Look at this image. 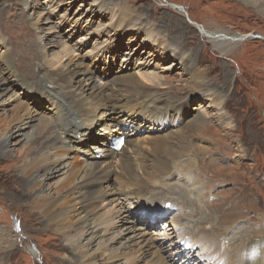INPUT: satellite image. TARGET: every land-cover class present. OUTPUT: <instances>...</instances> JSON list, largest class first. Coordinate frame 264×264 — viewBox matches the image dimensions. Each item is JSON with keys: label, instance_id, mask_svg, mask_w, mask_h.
Masks as SVG:
<instances>
[{"label": "rangeland", "instance_id": "rangeland-1", "mask_svg": "<svg viewBox=\"0 0 264 264\" xmlns=\"http://www.w3.org/2000/svg\"><path fill=\"white\" fill-rule=\"evenodd\" d=\"M168 2L183 5L188 13L171 8ZM202 29L235 38H227L233 42L220 40L222 36L208 39ZM244 35L252 36L234 40ZM0 43L7 45V50L11 44L17 53L31 45L25 56L38 44L34 51L40 53V59L28 76L31 79L40 78L36 75L41 73L40 66L56 70L68 62L74 68L80 65L96 71L98 77L83 79L86 85H111L124 73L135 76L148 89L150 102H176L187 119L204 115L206 126L186 133L187 154L191 157V151L203 150L201 154L207 157L210 151L220 150L221 154L212 155L218 159L216 166L202 156L198 163L201 171L214 176L212 183L226 182L211 189L190 174L188 182L195 178L198 182L204 214L189 206L182 221L177 208L167 210L169 204L159 201L168 187L156 185L151 187L154 193H142L133 201L119 194L110 198L109 193L121 189L122 178L115 173L112 178L104 175L105 200L91 211L84 227L62 234L36 213L31 204L34 192L32 198L24 195L22 181L16 182L21 176L13 175L14 170L22 165L16 155H27L32 148L58 160L59 174L44 187L45 194L53 195L84 159L99 157L94 149L102 141L113 148L116 138L133 137L147 146L155 122L139 107H116L100 112L88 124L83 131L85 140L94 139L88 144L64 135L62 139L50 120H56V109L48 107V99L35 97L29 90L32 87L25 90L22 80L18 86L14 73L3 74L15 67L23 77L29 64L23 62L24 55L15 58L20 64L14 66L8 52H2L0 139L16 130L23 123L21 118L33 120L25 130L28 135L7 140L8 153L0 149V264H237L234 254L248 247L251 257L247 262L259 264L262 256L257 244L264 238V0H0ZM65 49H70L67 56ZM4 64L8 69H2ZM184 71L191 73L190 79ZM224 114L225 120L221 118ZM118 124L123 131L118 130ZM39 133L31 145L29 140ZM193 163L192 169H198L196 160ZM114 171H121L117 163ZM185 180L178 175L169 184L177 191L189 192L190 186L181 188ZM244 208L253 213H241ZM245 216L247 220L233 224ZM120 217L127 222L121 224ZM84 219L81 215L79 220ZM117 221V227L106 230L107 223ZM16 224L28 237L24 243L16 238ZM222 227L225 234L221 230L216 233ZM218 234L227 235L219 241L215 240Z\"/></svg>", "mask_w": 264, "mask_h": 264}, {"label": "bare ground", "instance_id": "bare-ground-1", "mask_svg": "<svg viewBox=\"0 0 264 264\" xmlns=\"http://www.w3.org/2000/svg\"><path fill=\"white\" fill-rule=\"evenodd\" d=\"M249 1L251 2V0ZM168 4L175 10L184 11L186 14L188 13L186 7L183 5L172 2H168ZM188 19L190 20L191 17H188ZM191 23L196 24L197 26L200 25L193 21H191ZM144 28L145 26L143 29ZM202 31L208 39H216L215 37L222 36L220 40L231 42L232 40L228 39L235 38L234 36L226 34L213 35L210 31H204L203 29ZM245 39L247 38L240 36L236 37L234 40ZM32 46L33 51L25 56V51L29 49L31 45L28 44L25 51L17 53L16 50H14V46L11 44V49L7 50V45L0 43V54L2 52H8L14 66H19L20 63L16 64L14 60L15 58H21L22 55H24L23 62L29 63L26 65L25 75L23 77H20V69H15L14 67L13 70L15 71L11 72L5 64L2 69L7 67L8 71L3 74L14 73L15 77L13 81L15 83L18 81V86H22V84H20V81L22 80L25 90L32 87L34 89L29 90H31L35 97L42 96L44 99H48V107L52 106L54 110L56 109V120H53L52 118H50V120L53 126H55V132L57 131L56 134L60 138L63 139L64 135L65 138L69 137L72 141L79 144H88L87 142L93 139L85 140L86 137L85 134H83V131L87 129L89 126L88 124L91 123L92 120H95L100 112L103 111V113H107L108 110L110 111L111 108L114 109L116 107H139L142 110H146L148 115L152 118V121L155 122V126L152 127L151 132H149L150 138L147 146L136 142L133 137H129L128 139L126 138L122 148L119 151H116L114 148H108V146L104 145L105 142L102 141L100 146L94 149L99 152V154H97L99 157L96 159H84L83 163L79 166V169H74L70 176L55 188L56 191L53 195L50 192L45 194L44 187L49 180L59 174L61 167L59 166L58 160L52 157L50 153H37L35 150H32V148H29L27 155H16V160L22 162V165H17L18 167L16 166L14 171L17 172L13 175L17 174V176H21L16 179V182H19V180L22 181L24 195L30 196L31 198L35 195L34 201H31V204L37 209L36 213H38L41 218L49 222L51 225L58 227L62 234L65 233L67 229L77 230L80 226L84 227L85 223L90 218L89 214L91 211L95 210L102 200H105L106 192H104L101 182L102 177L106 175L109 178H112L113 173L122 178V187L119 191H116V193H109L111 194L110 198H115L116 195L119 194L123 196L125 195L128 201H130V199L133 201L134 198L142 193H154L151 187L159 185L169 188L166 189V191H159L161 192V196L163 195V198L160 197L162 199L159 201L163 202L165 200L166 202H163V204H169L167 210H173L172 207L177 208V210L182 213V215L180 214L182 221L186 219L188 213H186V210L189 209V206L194 205V209L198 213L204 214V210L201 208L199 202L201 194L198 193V182L195 181L196 178L194 180L192 179L193 181L190 180L188 182L189 175L194 174L193 177L201 178L211 189L226 184V182L222 181L212 183L214 176L212 174L208 175L207 172H205L207 173L205 174L201 171L203 169L202 165L198 163V157L202 156L208 161V163L212 162V165L216 166L218 159L212 157V155L215 156L221 154L220 150L210 151L207 157L201 154L203 150L196 154H192L191 151V157L187 154L188 150L186 149L189 147V142L186 133L198 128L202 129L206 126L204 115H201L199 118L187 119L188 116L183 114V107L176 102H165L164 100L150 102L148 89H146L144 85L135 78V76L125 75L124 73L119 76V78L116 76L117 78L115 77L113 79V84L111 85H104V83L100 86L95 83L86 85L82 82L83 79L86 78V80H93L95 77H98V75H95L96 71H94V74V72L89 71L86 68H80V65L74 68L71 67L68 62L61 64L56 70H46L45 66L42 68V66L39 65L41 67V73L36 75L40 78L31 79L28 76L32 75L34 72V64L40 59V53L34 51L36 46L38 49V44L36 43V45ZM67 50L68 49H65L64 51V55L66 56L70 53V49L69 51ZM44 56L47 57L46 54ZM42 59L43 58L41 57V61ZM189 64L190 66L195 65L193 63ZM186 67L188 69V66ZM200 72L201 71L198 68V73ZM86 74L88 76H86ZM185 74H187L190 79L191 73L185 72ZM23 78L27 80H23ZM151 79L155 81V78ZM224 115L225 116L221 115V118L226 117V114ZM222 119L225 120L226 118ZM32 120L33 118H29L28 120L21 118L20 121L23 123L18 125L15 131L8 134L6 133L3 138L0 139V149L3 150L4 153L9 152L7 140L13 137L28 135L29 130H25L32 126ZM76 121H79V123L77 124ZM117 128L118 130L123 131V126L118 124ZM138 128L139 126L135 129L137 130ZM106 130L107 129H104L106 133L110 132L109 130ZM157 131L162 133H157ZM171 131H178L177 136L172 137L173 132L170 134ZM113 133L114 132H111L109 136L113 135ZM41 134L42 133L36 134L31 138L29 140L30 144H34ZM164 135H168V138L165 139L163 137ZM199 136L201 138L204 136L209 137V135L201 134H199ZM64 142V146L67 147V142L65 140ZM194 160L197 162L198 169H192ZM116 163L119 165L120 172L114 171ZM112 165L113 167H111ZM19 171L20 174L18 173ZM178 175H183L186 179L185 182L182 183L183 185L181 188H183L184 185L190 186L191 188L189 192L186 190H183L182 192L180 189V191H177L173 185L169 184L170 181L176 180ZM13 178H15V176H13ZM33 192L34 195H32ZM159 192L156 193L159 194ZM190 194L194 196V201L191 199ZM167 195L170 196L166 197ZM205 196L208 197L209 195L205 194ZM134 205L136 204L134 203ZM245 211H247V208H244L241 213ZM150 213L157 214L155 211ZM248 213L253 212L247 211L246 214L248 215ZM156 214H153L154 218L156 217ZM210 214H212V211L209 212V215L206 213L208 217H210ZM81 215H84L86 219L79 220ZM200 217L203 219L202 216ZM119 219L121 224L127 222L123 217H120ZM176 219L174 218V220H171L175 221ZM247 219V216L238 217L233 224L235 225L237 222ZM187 221H184L182 225H187ZM116 223H118V221L107 223L105 225L106 230L108 231L112 227H117L118 225ZM175 224H177V221ZM15 226L16 238L19 236L22 243L26 242L28 237L19 231L17 224ZM254 228L252 227V230H254ZM219 230L225 234L226 230L224 227L220 229L217 228L216 233ZM85 232L88 233L89 230L87 229ZM224 234H218L215 236L216 239H214L223 241L224 237L227 235ZM77 245L78 241L74 243L73 247L75 248ZM257 245L261 246L260 254L262 259H260L259 264H264V238H262ZM79 253H81V251ZM250 255L251 249L249 247L235 253L234 256L237 257L236 263L249 264L247 261L249 257H251ZM95 257L96 255H94V258Z\"/></svg>", "mask_w": 264, "mask_h": 264}, {"label": "water", "instance_id": "water-1", "mask_svg": "<svg viewBox=\"0 0 264 264\" xmlns=\"http://www.w3.org/2000/svg\"><path fill=\"white\" fill-rule=\"evenodd\" d=\"M252 35H244L243 37L244 38H249V37H251Z\"/></svg>", "mask_w": 264, "mask_h": 264}]
</instances>
